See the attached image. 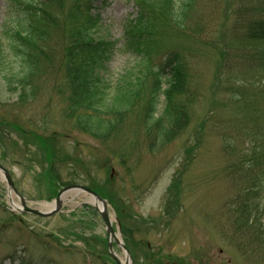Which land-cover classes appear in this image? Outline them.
Returning <instances> with one entry per match:
<instances>
[{
  "label": "rangeland",
  "instance_id": "rangeland-1",
  "mask_svg": "<svg viewBox=\"0 0 264 264\" xmlns=\"http://www.w3.org/2000/svg\"><path fill=\"white\" fill-rule=\"evenodd\" d=\"M40 1H48L47 13L56 18L49 20L47 43L55 54L44 50L31 58L39 65L29 100L8 91L0 73V121L14 127L8 128L11 133L0 130V165L10 172L26 205L47 212L38 204L53 203L70 184L82 185L106 201L131 264H264V172L257 177L252 165L246 168L252 144L264 136V70L245 57L252 49L243 46L247 31L242 22L256 18L264 0H195L185 23L192 32L180 29L183 35L177 34L173 48L185 60V89L173 90L166 100L161 90L157 93L154 118L168 136L145 122L156 87L154 57L133 108L105 138L83 133L76 116L67 113L59 55L69 38L58 3ZM6 9L0 0V34L9 17ZM96 13L92 35L110 42L121 36L123 20L135 9L127 0H110ZM214 14L226 22L218 42L229 49L226 64L206 41ZM134 61L115 52L100 75L114 82ZM88 197L74 194L50 217L20 212L12 207H20L19 198L0 176V264H116Z\"/></svg>",
  "mask_w": 264,
  "mask_h": 264
},
{
  "label": "trees",
  "instance_id": "trees-1",
  "mask_svg": "<svg viewBox=\"0 0 264 264\" xmlns=\"http://www.w3.org/2000/svg\"><path fill=\"white\" fill-rule=\"evenodd\" d=\"M52 1L57 2L61 8L69 38L64 52L59 55V67H63L67 80V113L69 116H76L75 122L79 130L93 137H109L118 124L116 120L133 108L135 100L147 82L152 60L156 57L158 62L154 67L152 80L156 87L148 99L145 122L151 128L157 127L162 137L168 136L169 130L154 118L159 106L157 93L161 90L166 100L173 90L180 91L185 87V60L178 49L173 48L177 34L183 35L179 32L180 29H186L185 23L196 1L175 0V5H172L171 0H127L133 4L135 15L131 14L123 20L121 36L110 42L96 40L92 35L98 23L96 11L105 8L109 0H72L67 7L61 4L62 0ZM47 2L4 0L9 17L3 24L0 34L2 35L0 73H4L3 81L7 90L18 93L17 99L27 101L32 96L29 86L39 63L31 58L34 56L39 58L44 50L51 56L55 54L53 47H47L52 28L49 20L56 19L48 15ZM215 16L216 19L212 16L213 23L208 26V33L204 34L210 49L218 55H223L224 60L221 64L223 61L226 64L230 60L226 57L229 49L225 45L218 44L223 37V26H226V22L223 21L221 24L217 21V14ZM242 22L243 30L247 31L243 46L252 49L245 57L247 60L260 62L262 71L264 70V7L258 10L256 18H251L247 25L245 20ZM184 32L190 34L192 31L187 29ZM216 49L218 52L215 51ZM115 52L132 56L135 61L116 81L108 82L100 74L109 56ZM221 68L223 65L220 66ZM8 118L14 119V117ZM9 127H13L11 122L0 121L2 132L11 133ZM17 129L23 134L32 132ZM43 140L45 141L44 138ZM48 140L50 139H46L45 142ZM263 141L264 136L260 135L252 144L250 154L252 157L249 166L246 167L252 165L253 169L257 170V177L263 176L262 172H264L261 159L264 156ZM252 190L253 188L250 189Z\"/></svg>",
  "mask_w": 264,
  "mask_h": 264
},
{
  "label": "water",
  "instance_id": "water-1",
  "mask_svg": "<svg viewBox=\"0 0 264 264\" xmlns=\"http://www.w3.org/2000/svg\"><path fill=\"white\" fill-rule=\"evenodd\" d=\"M0 173L2 174L1 177L6 182V185L8 187V191L9 192L10 191L13 192L19 198L21 207L23 208L22 211L25 212V213L34 214V215L41 216V217H50V216L54 215L55 213L60 212L61 205H62V203L60 201V196L63 193L68 192V191H78V192L85 193V194H87L89 196H92L94 199H96L98 202H100L102 204V209L100 210L98 207H96V209H97L98 214H99L101 220L103 221V224H104V227H105V233H106L107 238H108L107 248H108V251H109V255L114 260V262L116 264H121L119 259H118V257L114 253L111 252L112 243L110 241V238L114 237L116 232L113 229L112 221H111L110 216H109L108 211H107V203L97 193H95L94 191H92L89 188H87L85 186H82V185H69V186H66V187L62 188L59 191L57 197L54 199V207L52 209H50L49 211H47V212H42L40 210H37V209L30 208V207L26 206L24 197H22L17 192L9 172L2 165H0ZM114 242L124 252L126 263L127 264H131L130 254H129L128 250L126 249L125 245L123 244V242H121V241H119L117 239H115Z\"/></svg>",
  "mask_w": 264,
  "mask_h": 264
},
{
  "label": "bare ground",
  "instance_id": "bare-ground-1",
  "mask_svg": "<svg viewBox=\"0 0 264 264\" xmlns=\"http://www.w3.org/2000/svg\"><path fill=\"white\" fill-rule=\"evenodd\" d=\"M0 175H2V174L0 173ZM76 193H78V191H68V192L63 193V194L60 196V201H61V203H64V202L70 201V200L74 197V194H76ZM88 196H89V195H88ZM86 203H89L90 205H95V206L98 207L100 210L102 209V204H101L100 202H98L96 199H94L92 196H89V197H88V200H87ZM38 206H39L40 208H41V207H44V208L48 211V210H50V209H52V208L54 207V203H50V204L40 203V204H38ZM13 207H14L16 210L18 209V207L14 206V205H13ZM115 239H117V240H119V241L122 240V239H121V236H120L119 234H117V233L115 234L114 237H111V238H110L111 243L114 242ZM111 252L114 253V254L118 257V259H119V261H120L121 264H127V263H126V259H125V257H124V255H125L124 253H123V257H121V256H118L113 250H112Z\"/></svg>",
  "mask_w": 264,
  "mask_h": 264
}]
</instances>
